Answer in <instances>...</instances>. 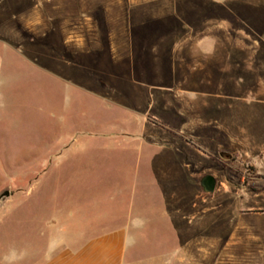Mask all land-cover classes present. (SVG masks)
<instances>
[{
	"label": "rangeland",
	"instance_id": "rangeland-1",
	"mask_svg": "<svg viewBox=\"0 0 264 264\" xmlns=\"http://www.w3.org/2000/svg\"><path fill=\"white\" fill-rule=\"evenodd\" d=\"M6 38L0 264L110 215L136 262L264 264V0H0Z\"/></svg>",
	"mask_w": 264,
	"mask_h": 264
},
{
	"label": "crops",
	"instance_id": "crops-1",
	"mask_svg": "<svg viewBox=\"0 0 264 264\" xmlns=\"http://www.w3.org/2000/svg\"><path fill=\"white\" fill-rule=\"evenodd\" d=\"M6 41L0 46L1 52L5 54L11 53L12 55L20 58V60L24 61V63H26L32 69H35L37 71L41 70L39 66V60L31 56L27 52L26 45L13 42L9 39H7ZM211 41L214 42L213 40ZM237 42L242 44L240 40ZM36 44L37 43H33V38L30 37L28 45L34 46ZM62 62L64 64H67L65 60H62ZM3 66L4 62L0 60V67L2 68ZM2 85V81L0 80V95L2 92ZM85 132H87V130H85ZM64 143L62 142L55 149H51L49 147L47 149L46 147L43 158H57V160L63 159L62 157H64L67 150H69L70 148V143ZM35 156V154H32L30 157ZM58 163H60V161H58ZM51 166H49L50 168L42 170L41 172H39V170H36L37 173L40 174L37 179H39L41 176H44V174L49 175L52 172L53 168H56L54 165ZM36 181L33 184V188H35L36 186ZM73 216V212L71 210H68L66 219H72ZM60 223V220L55 218H47L41 221V227L42 229L44 228L45 231L38 230L37 234L39 235V237L41 236V238L44 239V245L42 246V249L37 252L36 258H34V260L30 262V264L146 263L143 260H139L138 262H136L133 261L132 258H130V251L128 250L130 245H128L129 243L126 241L128 231L122 225H118L117 216L110 215L106 220L105 225L97 221L96 229H89L90 231H92L90 234L82 231L80 233L69 234L68 229L66 227H62L61 233L63 235H61L60 233V235L55 236L53 229L57 225H60ZM22 254L23 253L18 254V256L16 257L17 261L20 260ZM6 260L7 261L5 263L8 264L10 262L9 260L11 259L7 258ZM181 260L182 259L180 256L175 259V263L181 264Z\"/></svg>",
	"mask_w": 264,
	"mask_h": 264
},
{
	"label": "water",
	"instance_id": "water-1",
	"mask_svg": "<svg viewBox=\"0 0 264 264\" xmlns=\"http://www.w3.org/2000/svg\"><path fill=\"white\" fill-rule=\"evenodd\" d=\"M220 155L225 156L228 158V155H226L223 152H220ZM200 185L203 188V191L206 193H212L215 189L216 181L213 176L211 175H205L202 177L200 181ZM9 197V191L5 190L3 193L0 194V200L6 199Z\"/></svg>",
	"mask_w": 264,
	"mask_h": 264
},
{
	"label": "trees",
	"instance_id": "trees-1",
	"mask_svg": "<svg viewBox=\"0 0 264 264\" xmlns=\"http://www.w3.org/2000/svg\"><path fill=\"white\" fill-rule=\"evenodd\" d=\"M153 121L160 125V123L158 121H155V120H153ZM179 136H181V138H182L183 135L182 134H179ZM186 140L189 143H193L190 139H186Z\"/></svg>",
	"mask_w": 264,
	"mask_h": 264
}]
</instances>
